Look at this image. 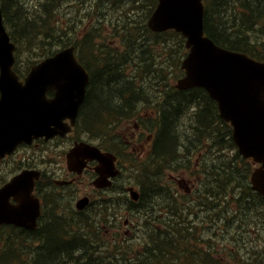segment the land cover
I'll list each match as a JSON object with an SVG mask.
<instances>
[{
    "label": "water",
    "instance_id": "95a60500",
    "mask_svg": "<svg viewBox=\"0 0 264 264\" xmlns=\"http://www.w3.org/2000/svg\"><path fill=\"white\" fill-rule=\"evenodd\" d=\"M204 7L202 0H160L159 7L150 20L149 26L156 32L176 29L188 37L187 47L191 54L183 68L187 77L179 82V88L187 90L204 87L220 102L222 111L240 97L241 108L226 114L234 127V139L240 153L262 163L252 175L253 189L264 196V65L249 67L246 56L228 53L216 47L203 32ZM15 46L3 26L0 6V155L5 156L23 142L33 137L65 135L70 119L74 125L78 111L85 99L89 83L87 72L77 63L74 48L64 50L35 66L20 83L12 66ZM256 70L254 82L247 85L246 73ZM246 89V93L244 91ZM48 91H55L56 97L46 98ZM260 106V107H259ZM243 115H249L247 119ZM111 160L109 176L102 182L108 186L109 177H114V158L102 155L93 148V159L102 164ZM38 172L26 171L15 177L11 183L0 189V225L13 224L28 230L37 228L40 203L32 192ZM137 200L138 196L132 193ZM11 198L17 205L11 203ZM85 199L78 207L85 206Z\"/></svg>",
    "mask_w": 264,
    "mask_h": 264
},
{
    "label": "rangeland",
    "instance_id": "374dc122",
    "mask_svg": "<svg viewBox=\"0 0 264 264\" xmlns=\"http://www.w3.org/2000/svg\"><path fill=\"white\" fill-rule=\"evenodd\" d=\"M35 4L38 5L41 14H45L46 11L58 9V20L66 26L67 35L72 30L76 32V36L72 39L66 38V36L62 37L59 30H46L48 34L41 36V42L47 44L55 42L57 39L69 43L76 42L78 44L93 42V61H95L98 58V48H103L108 51L112 49L124 56L127 54V45L135 44L138 40H145V43L148 44L150 54L157 55L163 60L167 59L171 61L174 66L172 70L173 78L176 77L177 68L182 60V56H176L178 53V43L173 38L166 36L170 42H175L172 46L176 52H173L167 47H161L158 44L159 40L156 36L148 33L145 27L148 23L150 13L142 8H137L134 3L122 5L119 2H113L111 0H36ZM99 21H102L103 24L108 23V27L98 25V28L93 30V23L97 25ZM255 33L258 40H264V23L255 28ZM93 68L95 69V65ZM142 113L143 116L152 121L156 117L155 112L148 108H145ZM185 134L187 139L194 140L193 131L189 126L185 129ZM119 135L123 139H126L124 132L121 131ZM205 149L204 152L201 150L193 152L191 150L190 154L186 155L187 158L182 159L181 164L189 163L193 167V173L197 174L196 176H191L187 171L189 175L185 176L184 179L190 187H194L197 181V187H199L203 180V177L198 174L201 171L202 163L206 162V165H208L212 161L213 155L210 154V151L213 150V147H205ZM123 155L124 160L121 163L123 175L118 180V184L121 187L137 185L131 172V165L136 159L145 161L148 152L141 158L140 148L130 146L124 151ZM23 161H26V158L17 157L16 162L12 166L8 164L0 165V178L6 174L16 173L20 169L25 168L26 163ZM50 162L55 163V166L52 167L53 171H59L63 167L62 153L60 151L57 152ZM31 163L33 165V160H31ZM176 177H184V175L167 173L165 179L168 183H171L175 181ZM171 188L174 189L172 186ZM55 193L58 194V191H55ZM77 196L76 191L70 192L64 199L60 207V212L73 217L74 214L71 209ZM52 198L56 202H60L58 197L52 196ZM202 200L203 202L208 201L207 198L189 195L184 189L179 192L175 190L174 193H170L168 199V205L171 209H168L166 202L162 201L157 205L156 214H146L144 212L139 213L123 208L125 205L130 206V204L126 197L115 194L114 201L117 202L116 209L119 214L118 217L112 219L113 217L110 216L111 218L107 220L108 214L106 213L105 207H102L96 211L93 219L85 216L84 220L85 222H92L93 226L89 231L93 233V246L99 251H104V249L109 251L113 257L111 264H132L137 261L135 255L124 253L123 249H127L128 246L135 244V242L131 243V241L137 237L140 225H145L147 232H150L155 224H159V229L161 230L164 229L163 227L166 228L167 225H164L163 221H168V217H165V214L172 217L171 211L176 215H181L178 218L180 223L174 224L175 220H172L168 229L174 226L179 231L185 230L182 217L184 215L187 219L192 217V222L195 223L193 227L199 230L196 234L200 240V244L204 246V250L214 248L220 255V259L224 261L230 260L231 264H264V255L256 260L240 261L241 257L250 260L255 255L262 254L258 245L262 234L261 231H257L259 224H254V222L264 217V212L262 211L257 214L243 210L235 213L236 210H234L228 213L220 210V205L218 207H210L203 212L200 207V201L202 202ZM156 215L158 216L156 217ZM195 244L196 242L193 240L191 242L189 238L186 240H177L175 241L176 252H181V248L184 245L190 248ZM141 250L137 249L136 251Z\"/></svg>",
    "mask_w": 264,
    "mask_h": 264
},
{
    "label": "trees",
    "instance_id": "16d2710c",
    "mask_svg": "<svg viewBox=\"0 0 264 264\" xmlns=\"http://www.w3.org/2000/svg\"><path fill=\"white\" fill-rule=\"evenodd\" d=\"M212 1L213 4L208 8L206 15V19L212 22L213 25V27H211L210 29L207 28L209 36L214 39L219 45L227 49H230L232 45L247 48L248 43L245 39L244 33H236L242 28V25L253 24L259 20L264 19V14L257 13L264 11V0ZM5 5L8 8L5 9V22L10 30L13 41L16 43L18 48L20 42L18 38H16V34L21 35L27 51L32 52V54L37 55L39 58H44L52 55L59 48L66 46V43L64 41H60L55 45H53L54 43H49V47L41 46L43 42L37 44V39L40 38L42 34L46 32V30L49 31L56 29L47 27L45 25H38V14L34 13L31 10H27L26 7L21 3V0H5ZM150 6L147 8L150 9ZM254 10H256L257 12H255ZM225 13L230 16L227 23L221 21ZM213 18H215V20ZM232 38H237L239 39V41L235 42ZM161 43L165 44V41H159V44ZM244 49L245 48H241L239 50ZM41 50H43V52H45V50H48V53L41 55ZM79 58L86 65V67L89 68L91 72H93V69H91L90 66L83 61L81 53L79 55ZM111 62L114 65V68L111 70V72L119 73L121 69L115 67L117 63L116 55H113L111 57ZM24 64L26 65L25 73H27L30 67L35 64V62H32L29 59H24ZM15 69L18 74H23L22 71L18 70L17 68ZM161 78L164 79L165 77ZM124 82H127V80L117 79L114 76H107L101 80H94V82L92 80L88 93V101L84 109V115L81 117V119L86 116L93 115V129L97 130L99 137H107V131L109 130L115 131L119 122L124 121L128 115V111L125 110L114 109L112 112H109L106 110H99L94 108L99 103L100 104L98 106L100 108L102 106V102H111L114 100L122 99L120 89L128 86V84H125ZM188 93H191V97H189L187 101L184 95H180L177 97L178 101L182 99V102L179 103V105H175V103H169V105L165 107L166 110L164 109L159 136H161L165 142H168L170 146L169 150H166V154L174 155L178 142L179 140H181V138H178L176 126L179 121V117L184 113L187 104H196L197 107L202 106L201 111L211 110V101L208 95L203 90L195 89L189 91ZM183 107L184 109H182ZM110 113H112L114 116L112 121H108L106 119V116ZM203 127L206 128V131L198 126L195 127L200 135V138L210 136L212 134L213 126H211L208 121L204 123ZM230 134L231 130L229 129L222 138H216L215 141L218 142L217 144L220 150L221 148H228L229 143H232ZM219 166L224 167L225 170L223 173L218 175L216 180L217 182H220V180H224L226 181V187L232 185L233 188L240 187L245 193L251 192V188L249 189L246 184H243L240 180L238 181V177L236 176V174L240 175V173L238 171L235 159L222 160L220 156ZM136 174V178L140 182V184L146 185L148 187V190L144 192L142 199L148 204V206L154 209L156 207L155 200L157 198H153V195L157 194L158 196H161L160 198H167L164 194H160V192H162L164 189L161 174L159 172L144 171L139 165ZM241 177L245 179V175L243 173L240 175V178ZM232 181L238 182L232 183ZM253 195V202L260 206H264V198H258L256 196L257 194ZM249 208L252 209L251 207ZM186 230L189 231V228H186ZM167 232L168 231H164L163 235H161L160 232H158L157 228L154 230V234L149 238L148 246L144 248V257L146 258V264H150L156 260L166 258V255L170 249L164 245ZM0 235H4V237L7 238L6 241L8 242V244H11L15 239H18L19 236L23 237L24 240L29 237L28 232L22 229L7 226L0 227ZM170 241L171 238L168 237L166 239V243H169ZM38 249V255L41 257V262L44 264H61L64 258L73 257L76 251V248L75 246H73V243L71 241H67L64 243L61 242L60 239H58V237L55 235L54 231L51 229H49L44 235L43 244L40 245ZM87 257L89 258L90 256ZM93 264H111V259L108 255H104L102 253H99L97 255L93 254Z\"/></svg>",
    "mask_w": 264,
    "mask_h": 264
},
{
    "label": "flooded vegetation",
    "instance_id": "af4514ba",
    "mask_svg": "<svg viewBox=\"0 0 264 264\" xmlns=\"http://www.w3.org/2000/svg\"><path fill=\"white\" fill-rule=\"evenodd\" d=\"M98 76L99 78L103 79L104 77L108 76V73H100L98 74ZM130 136L131 139L129 140V142L140 145L142 149H144L146 145L150 144V142L152 141L150 135L144 136V133H142V128L138 124H135L134 128H130ZM81 143H86L93 146V136L86 130H76L75 128L70 134H68L64 138H56L49 142H46L44 139H41L35 141L31 145V147L36 152L41 154L42 159L44 160L49 158L51 152L57 149L63 150L64 159L66 163L65 169L58 174V180L48 178L43 184L42 189L45 190L46 187L50 185L60 187L65 190L75 189V191L80 194V199L88 198V206L82 211H75L78 215H83L88 212H92L93 207H95L98 203L108 201L109 197L105 196V194L111 193V190L97 189L93 187V180L97 178V174L94 172L93 168L97 164L93 163V160H90L89 156L86 153L78 154L72 166L73 171H69L66 162L67 154L73 146ZM23 150H25V148H23ZM14 158V156L7 157L3 160V162L6 164L7 162H11ZM80 163H85V166L82 170H78V165ZM48 176H50V173L47 174L46 177Z\"/></svg>",
    "mask_w": 264,
    "mask_h": 264
},
{
    "label": "bare ground",
    "instance_id": "6f19581e",
    "mask_svg": "<svg viewBox=\"0 0 264 264\" xmlns=\"http://www.w3.org/2000/svg\"><path fill=\"white\" fill-rule=\"evenodd\" d=\"M145 10V9H144ZM115 26V25H114ZM32 27V26H31ZM117 27V26H116ZM115 28V27H114ZM117 29V28H116ZM94 54V53H93ZM107 74V73H106ZM108 76H109V74H108ZM166 110V109H165ZM166 113V112H165ZM45 244H47V243H45ZM57 245V244H56ZM54 246V245H53ZM46 247H48V246H46ZM54 249V248H53Z\"/></svg>",
    "mask_w": 264,
    "mask_h": 264
}]
</instances>
